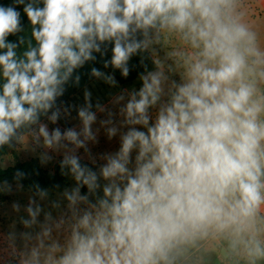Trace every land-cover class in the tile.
I'll use <instances>...</instances> for the list:
<instances>
[{"label": "clouds", "instance_id": "1", "mask_svg": "<svg viewBox=\"0 0 264 264\" xmlns=\"http://www.w3.org/2000/svg\"><path fill=\"white\" fill-rule=\"evenodd\" d=\"M241 7V0L0 4V150L21 143L41 165L54 159L49 150L61 153L60 173L75 185L58 191L49 210L39 201L50 191L30 186L27 218L0 233V264H264V28ZM21 11L32 40L18 56L24 37H8L24 30ZM109 45L105 68L126 78L139 55L144 71L138 90L114 97L113 105L124 102L118 113L95 105L107 112L100 121L107 138L120 134L116 152L96 157L89 91L77 110L80 131H50L41 117L55 124L70 114L57 99ZM90 75L116 85L97 68ZM81 148L93 165L103 163L82 164ZM11 159L0 155V172ZM27 175L0 179V194L24 191ZM11 209L19 213L20 203Z\"/></svg>", "mask_w": 264, "mask_h": 264}, {"label": "rangeland", "instance_id": "2", "mask_svg": "<svg viewBox=\"0 0 264 264\" xmlns=\"http://www.w3.org/2000/svg\"><path fill=\"white\" fill-rule=\"evenodd\" d=\"M241 4H242V7L240 10L246 14V19H248V22L253 24L257 30L264 28V18H261V16L258 15V0H241ZM104 73L106 75H109L108 72H104ZM117 82H116V85L113 86V85L106 83L103 79H99V78L91 81L89 84H87V86H85L78 93L72 95L69 98V100L65 104L62 105L63 107H71V111L69 115H64L62 111L61 116H60V118L62 119L61 121L58 120L55 124H53L47 120V117H41V123L47 124L50 131L53 128H59L61 132H63L69 128H72V126L76 127L77 123L80 122L77 116V110L78 108L83 107L85 105L84 92L85 90H87L91 93V103L93 105L91 110L95 111L97 114V121L92 125V128L94 131L96 129H99L98 136L101 135L102 130L104 129L103 131H105V128L101 126L100 121L107 119V112L97 111L95 105L99 103L102 106H105L106 109L111 110L113 113H118L119 107L124 102H121V104L113 105V99L114 97H116V91L119 88ZM140 87L141 85L134 86L129 91H131L132 89L138 90ZM121 92H119V94ZM50 114L51 113H49V115ZM115 119L118 121L120 118L117 115ZM80 129L81 127L77 129L75 128V130L77 131H80ZM126 130H127L126 128L121 129V131H126ZM119 135L120 134L118 133L111 140H109L107 137L106 139L98 140V143L96 144H92L91 142H89L88 146L91 149V153L93 154V156L99 157L103 153L116 152L120 146ZM100 142H101V146H98ZM39 151H42V149L37 150V152ZM49 154L53 155L54 159L50 161L47 165H41L38 159V155L28 152L25 149L23 144L17 143L13 149L9 148L3 156L5 158H8V157L12 158L9 166L15 164L18 161H25V160L35 158L38 160L39 164L41 165L43 169L47 171H52L55 162L58 161L59 159H62V154L53 153L50 150H49ZM77 155L81 156L82 159H84L85 161L91 163L89 159L87 158L84 152V149L82 148L78 149ZM102 163L103 161L97 159L96 165L94 166L97 167L99 164H102ZM74 186H75L74 181L72 180L71 177H68L67 185L64 188L70 189ZM63 189L49 190L50 191L49 199L39 201L42 207H44L45 210H49V201L54 200L56 198V193L58 191H62ZM30 195H31V192H29L28 188L26 187H24V191L19 192V193H14L11 195L0 194V233L6 235L10 230V226L13 224V222L17 221L19 216H24L25 218H27L26 213L24 212V208L27 207L28 199ZM14 201H18L21 205V211L19 213H14L11 209V205ZM53 215H56V213L53 212ZM38 219L40 220L43 219V213H41ZM16 230L17 231L23 230L22 225H20L18 222L16 223ZM7 259L8 257L5 255V261H7Z\"/></svg>", "mask_w": 264, "mask_h": 264}, {"label": "trees", "instance_id": "3", "mask_svg": "<svg viewBox=\"0 0 264 264\" xmlns=\"http://www.w3.org/2000/svg\"><path fill=\"white\" fill-rule=\"evenodd\" d=\"M11 3V0H0V4H9ZM42 6V5H41ZM22 9V6H20ZM21 23L23 26V31L21 33H18L16 36H9L8 39L12 42H17L19 36H23L25 43L20 45L17 48V55L22 56L23 52L27 50L28 47V41L32 40L31 37V25L27 21L26 17L21 11ZM35 45V42L33 40V46ZM4 51V50H0ZM96 56L95 61H89L86 62L85 65L76 70L75 74H79L81 76L79 84L73 83L71 80L67 85H65L66 91L64 94L57 99V106H61L65 104L69 98L80 91L86 84H88L91 80H93L95 77H92L90 75L92 68H97L98 70L102 72H108L109 74L113 75L114 78L121 84H129L139 78V74L144 71L143 66L140 64V56H133L131 60L129 61V67H130V73L128 77H122L120 74V70L113 69L111 66L105 68L104 67V61L109 60L111 58V45L108 46V50L106 54L101 57L99 53H94ZM145 63L148 65L149 70L152 68L151 60H145ZM51 113V112H49ZM58 120H62L59 118ZM9 148L5 147L4 149L0 150V155H4L6 151ZM60 161L55 162L53 166L52 171H47L41 167L38 160L35 158L25 160V161H18L13 165H10L6 170L3 172H0V179H7L9 182H12L13 174L16 170H21L25 173H27V177L21 181L23 183L24 187L30 188V186L34 183L39 184L42 189H48V190H56V185H59L58 189H63L67 185L68 177L70 176H62L60 173ZM82 164H88L89 167H92L93 170H96V167L92 165L91 163L85 161L84 159H81ZM86 189H82V192H85Z\"/></svg>", "mask_w": 264, "mask_h": 264}, {"label": "crops", "instance_id": "4", "mask_svg": "<svg viewBox=\"0 0 264 264\" xmlns=\"http://www.w3.org/2000/svg\"><path fill=\"white\" fill-rule=\"evenodd\" d=\"M95 79H97V78H94L93 80H95ZM93 80H91V81H93ZM91 81H90V82H91ZM90 82H89V83H90ZM116 82H117V81H116ZM89 83H88V84H89ZM117 84H118L119 88H118V90L116 91V96L119 95V92H121V91H123V90H125V89H127V90L129 91V90H130L131 88H133L134 86H139V85H141V82H140L139 78H137L136 80H134L133 82H131V83H129V84H121V83H118V82H117ZM85 86H87V84H86ZM85 86H84V87H85ZM82 89H83V88H82ZM82 89H81V90H82ZM78 92H79V91H78ZM78 92H77V93H78ZM75 94H76V93H75ZM81 126H82V125H81V122H78L77 125H76V127L72 126V128H74V129L76 128V129H77V128H80ZM103 130H104V129H103ZM103 130H102V134H101V135H99V136L97 135L98 140L106 139V137H107L106 134H105L106 132L103 131ZM103 132H105V133H103ZM98 146H101V142H100V144H98Z\"/></svg>", "mask_w": 264, "mask_h": 264}]
</instances>
